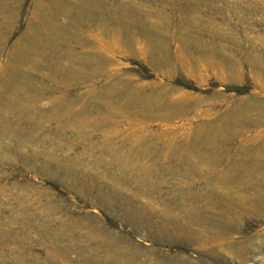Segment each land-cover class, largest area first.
Wrapping results in <instances>:
<instances>
[{"label": "rangeland", "instance_id": "1", "mask_svg": "<svg viewBox=\"0 0 264 264\" xmlns=\"http://www.w3.org/2000/svg\"><path fill=\"white\" fill-rule=\"evenodd\" d=\"M33 1L0 0V264H264V0H99L5 71Z\"/></svg>", "mask_w": 264, "mask_h": 264}, {"label": "bare ground", "instance_id": "2", "mask_svg": "<svg viewBox=\"0 0 264 264\" xmlns=\"http://www.w3.org/2000/svg\"><path fill=\"white\" fill-rule=\"evenodd\" d=\"M97 1L99 0H77V4L70 9L66 7L67 5L63 6L62 2H53L51 4V8L45 11L46 7H44L39 1L34 0L31 15L29 17V20H27L28 23L26 31L19 36V38L15 41V43L11 46L10 50L7 53L6 63L3 67L5 68V71H9V67L12 66V64L10 63H12L16 58L22 57L24 53L27 54L29 59L33 60L34 56L36 55L34 38L36 34L47 38H51L53 36H55V38L58 37L56 36V34L60 33V25L55 21L56 14L61 13L68 17L69 20L65 25L72 26L74 24H77L78 26H80L82 25V23L84 24L86 22L89 15H94V12L99 10V7H93V3ZM67 4L69 5L70 3ZM119 12V16L121 18H119V21H115L117 24L116 26L118 28V31L123 34V37L127 38V41H129L132 38V35L130 36L131 33L129 34L128 30V26L132 27L133 22H130L129 20L131 9L126 8L122 11L120 10ZM138 22V27L140 26L142 28V26L140 25L142 23V20H138ZM120 41H123V38H121ZM186 218V216L181 217L180 215L177 216L174 214L161 216L160 220L156 222L157 224H154V230L157 232L161 229L168 230L169 228H172L174 229L176 234L175 238L182 239L189 243L195 242L200 250H205V244L210 239V236L208 235L209 232H207L206 235H203V233L196 231L195 228L190 225L188 220H186ZM162 219L165 220V222ZM143 220L145 219L143 218ZM111 247H113V245L110 246V248ZM123 252L125 253L124 250L122 251L121 249L111 248V250L107 252L105 257L101 255L98 256L96 258V263L113 264L118 260V258L122 256ZM235 255L237 256V254ZM172 264L186 263L179 260Z\"/></svg>", "mask_w": 264, "mask_h": 264}]
</instances>
